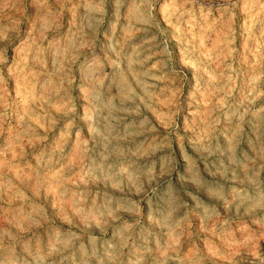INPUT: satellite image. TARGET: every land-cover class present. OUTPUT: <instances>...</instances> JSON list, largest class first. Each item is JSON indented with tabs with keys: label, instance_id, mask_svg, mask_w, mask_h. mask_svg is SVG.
Segmentation results:
<instances>
[{
	"label": "rangeland",
	"instance_id": "rangeland-1",
	"mask_svg": "<svg viewBox=\"0 0 264 264\" xmlns=\"http://www.w3.org/2000/svg\"><path fill=\"white\" fill-rule=\"evenodd\" d=\"M0 264H264V0H0Z\"/></svg>",
	"mask_w": 264,
	"mask_h": 264
}]
</instances>
